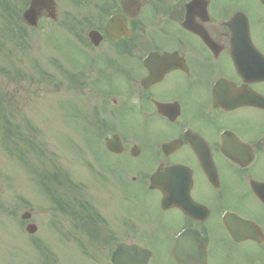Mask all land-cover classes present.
I'll return each mask as SVG.
<instances>
[{
	"label": "flooded vegetation",
	"instance_id": "af4514ba",
	"mask_svg": "<svg viewBox=\"0 0 264 264\" xmlns=\"http://www.w3.org/2000/svg\"><path fill=\"white\" fill-rule=\"evenodd\" d=\"M32 1L0 0V41L50 34L104 127L74 145L71 240L93 264H264V0H39L35 26Z\"/></svg>",
	"mask_w": 264,
	"mask_h": 264
},
{
	"label": "rangeland",
	"instance_id": "374dc122",
	"mask_svg": "<svg viewBox=\"0 0 264 264\" xmlns=\"http://www.w3.org/2000/svg\"><path fill=\"white\" fill-rule=\"evenodd\" d=\"M43 33H30L11 56L0 52V64L16 76H0V88L8 97L6 107L0 108V264H73L75 252L80 263L93 264L89 251L63 235L69 230L67 217L57 211L43 183L60 194L63 189L56 188L54 176L65 173L84 193L86 158L73 159L71 141L82 135L91 139L94 132L83 125L99 98L89 91L74 92L64 73L70 72L69 63L56 58L53 37ZM74 102L85 114L73 110ZM124 187L133 189L128 181ZM64 189L70 192L72 186ZM30 208L31 222L38 226L34 235L21 223V214Z\"/></svg>",
	"mask_w": 264,
	"mask_h": 264
},
{
	"label": "water",
	"instance_id": "95a60500",
	"mask_svg": "<svg viewBox=\"0 0 264 264\" xmlns=\"http://www.w3.org/2000/svg\"><path fill=\"white\" fill-rule=\"evenodd\" d=\"M23 219H28V218H30L31 217V214L30 213H25V214H23ZM27 231L29 232V233H34L35 231H36V226L35 225H29L28 227H27Z\"/></svg>",
	"mask_w": 264,
	"mask_h": 264
}]
</instances>
